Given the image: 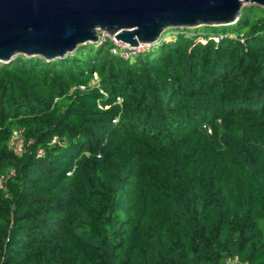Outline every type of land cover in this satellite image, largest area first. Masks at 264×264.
Returning <instances> with one entry per match:
<instances>
[{"label": "trees", "instance_id": "1", "mask_svg": "<svg viewBox=\"0 0 264 264\" xmlns=\"http://www.w3.org/2000/svg\"><path fill=\"white\" fill-rule=\"evenodd\" d=\"M168 30L0 62V264H264V7Z\"/></svg>", "mask_w": 264, "mask_h": 264}, {"label": "water", "instance_id": "2", "mask_svg": "<svg viewBox=\"0 0 264 264\" xmlns=\"http://www.w3.org/2000/svg\"><path fill=\"white\" fill-rule=\"evenodd\" d=\"M264 0H0V62L14 55L63 57L98 42V31L131 46L167 28L227 25L242 5Z\"/></svg>", "mask_w": 264, "mask_h": 264}, {"label": "built area", "instance_id": "3", "mask_svg": "<svg viewBox=\"0 0 264 264\" xmlns=\"http://www.w3.org/2000/svg\"><path fill=\"white\" fill-rule=\"evenodd\" d=\"M213 38L214 40H217L218 36H214ZM99 39L100 40L98 42H102L106 39L110 40L112 43V47L110 49L111 52L115 55L122 57L123 59H129V58L135 57L141 52L149 49L151 45L148 43H139L136 46H131L125 42H121L115 39L114 35L113 37H110V38L102 36V37H99ZM80 87L83 88V86H80ZM99 107L101 108L100 105ZM13 144H14V147L16 148V151H19L21 149V140L18 138V136L13 137ZM234 264H238V262L234 261Z\"/></svg>", "mask_w": 264, "mask_h": 264}, {"label": "rangeland", "instance_id": "4", "mask_svg": "<svg viewBox=\"0 0 264 264\" xmlns=\"http://www.w3.org/2000/svg\"><path fill=\"white\" fill-rule=\"evenodd\" d=\"M247 5H256V4H253V3H245V4H243L242 6H247ZM256 6H259V5H256ZM260 7H264V6H260ZM234 23V22H233ZM232 24V23H231ZM228 25V24H227ZM169 28H167V29H165L162 33H161V35H160V37H159V39L157 40L158 42H160V41H162V38L163 39H166V40H170V39H172L173 38V36L171 35V33H169V30H168ZM232 35V34H231ZM98 36L99 37H102V36H105V37H113V35H109V34H107V33H105V32H103V31H98ZM100 39L98 38V41H99ZM160 40V41H159ZM156 41V42H157ZM156 42H154V43H152L151 45H150V47L151 46H153V50H152V52L154 53H156L157 51H158V45H157V43ZM94 44V43H93ZM157 45V46H156ZM105 46H107V44L105 45ZM96 81H97V77H94V79L92 80V83H96Z\"/></svg>", "mask_w": 264, "mask_h": 264}]
</instances>
